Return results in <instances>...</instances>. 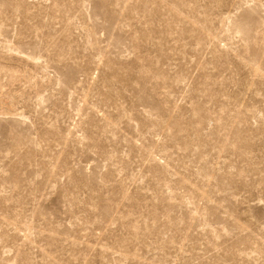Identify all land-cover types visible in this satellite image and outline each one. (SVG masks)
Listing matches in <instances>:
<instances>
[{"label":"rangeland","instance_id":"374dc122","mask_svg":"<svg viewBox=\"0 0 264 264\" xmlns=\"http://www.w3.org/2000/svg\"><path fill=\"white\" fill-rule=\"evenodd\" d=\"M0 264H264V0H0Z\"/></svg>","mask_w":264,"mask_h":264}]
</instances>
